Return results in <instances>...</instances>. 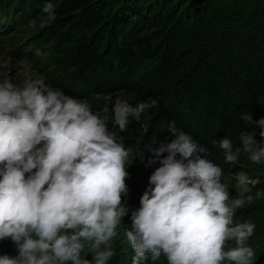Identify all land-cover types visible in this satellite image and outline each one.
Listing matches in <instances>:
<instances>
[{
	"label": "clouds",
	"instance_id": "clouds-1",
	"mask_svg": "<svg viewBox=\"0 0 264 264\" xmlns=\"http://www.w3.org/2000/svg\"><path fill=\"white\" fill-rule=\"evenodd\" d=\"M56 7L47 0L41 27L56 19ZM154 107L155 99L132 105L116 97L113 128L126 131ZM103 111L94 113L87 102L43 80L23 87L10 78L0 82V240L11 238L18 252L0 256V264H108L117 240L131 248L132 264L149 258L156 264L161 257L167 264H253L255 250L247 241L256 225L234 217L253 203L246 194L259 181L235 173L237 195L230 197L222 168L174 121L167 127L174 139L158 147L154 140L135 153V161L147 160L145 167H160L149 177L140 208L131 211L130 228L122 225L129 212L122 195H128L125 164L132 150L108 127L109 108ZM241 119L261 129L262 138L242 132L243 152L264 163V117ZM218 143L225 162L238 163L233 141ZM232 241L236 246L225 250Z\"/></svg>",
	"mask_w": 264,
	"mask_h": 264
},
{
	"label": "trees",
	"instance_id": "trees-1",
	"mask_svg": "<svg viewBox=\"0 0 264 264\" xmlns=\"http://www.w3.org/2000/svg\"><path fill=\"white\" fill-rule=\"evenodd\" d=\"M46 2L0 0V19L7 22L14 14L23 35L0 38V46L27 39L40 49L39 70L65 91L93 101L102 113L108 107V127L126 148L137 152L154 140V147L170 142L175 137L167 127L174 121L222 168L230 197L237 195L235 173L244 171L258 180L246 194L254 197L253 203L238 209L234 220L256 225L247 243L255 250L253 264H264V163H253L239 139L242 132L262 139L261 129L241 115L252 114L253 121L264 117V0H53L56 19L41 27ZM118 96L132 105L155 99L157 107L146 109L140 121L132 120L120 132L111 115ZM225 137L239 150L236 164L225 162L218 143ZM146 163L134 160L129 172V192L135 197L160 167ZM258 192L262 195L256 198ZM127 207L122 225L130 228L131 211L140 202ZM235 246L229 242L225 250ZM113 248L116 255L108 264H132L130 247L117 240ZM4 255H18L11 238L0 240ZM82 256L91 260L90 254ZM145 264H152L150 258ZM156 264L167 262L161 257Z\"/></svg>",
	"mask_w": 264,
	"mask_h": 264
},
{
	"label": "rangeland",
	"instance_id": "rangeland-1",
	"mask_svg": "<svg viewBox=\"0 0 264 264\" xmlns=\"http://www.w3.org/2000/svg\"><path fill=\"white\" fill-rule=\"evenodd\" d=\"M6 14H3L5 16ZM9 21L6 22L8 18H2L0 19V38L2 39H9L11 37L17 36L19 39L23 37L22 34H18L19 32V26L16 24V17L14 14H10ZM11 20L15 21V24L13 26ZM6 22V23H4ZM7 25V26H4ZM28 29H34L33 23L30 25ZM27 39L20 40L16 42L14 45L11 46H0V82H3L4 79H11L12 83L16 84L19 87H23L25 81H36V80H43L45 84L50 86L53 89H61L66 95H69L71 97H74L78 100H83L87 102L94 113H97L99 115H104L98 108H96L93 101L89 100L88 98H81L78 97L72 93H69L65 91L63 88H61L58 85H55L48 76L39 70L37 59L39 57H43L44 53L40 51V49H34L31 47L30 43H27ZM95 99L100 100H109L108 97H100L96 96ZM39 147V146H38ZM132 150V155H130L129 160L125 164L126 171L130 172V169L132 167V164L135 160V149ZM2 167V166H0ZM131 176L128 175V178L125 180V184L128 188V195L123 196L122 195V202L126 201V207L130 204H136L140 202V198L142 197L144 191L149 186L148 183L144 184V188L142 189L141 193L135 197L133 194L129 192V185ZM126 220V216L122 218V223H124Z\"/></svg>",
	"mask_w": 264,
	"mask_h": 264
}]
</instances>
